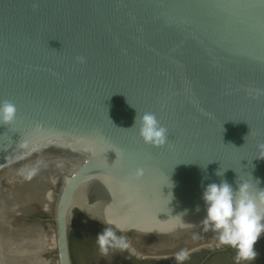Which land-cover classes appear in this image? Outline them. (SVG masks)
I'll return each mask as SVG.
<instances>
[{"label":"water","instance_id":"1","mask_svg":"<svg viewBox=\"0 0 264 264\" xmlns=\"http://www.w3.org/2000/svg\"><path fill=\"white\" fill-rule=\"evenodd\" d=\"M0 100V242L28 263L88 264L75 213L147 259L221 248L202 185L264 188V0H0Z\"/></svg>","mask_w":264,"mask_h":264},{"label":"clouds","instance_id":"2","mask_svg":"<svg viewBox=\"0 0 264 264\" xmlns=\"http://www.w3.org/2000/svg\"><path fill=\"white\" fill-rule=\"evenodd\" d=\"M78 60L83 62V58ZM15 118V104L0 100V124L11 123ZM134 125L143 143L154 147H162L167 143L168 131L154 113L145 111L139 116L136 113ZM225 170L219 168L214 172L221 178L218 183L212 181L202 185L201 199L205 214L201 220L218 235L222 244L236 250L239 261L250 264L257 256L254 245L264 235V188L258 187L259 178L253 179L255 184L242 180L233 187L223 179ZM207 179L204 176L202 181ZM195 210L199 212L200 207L197 206ZM101 223L111 225L112 221L105 219ZM96 244L102 255L107 254L110 248L127 247L126 240L117 236L113 227L108 226L97 233ZM175 259L178 264H182L187 259V253L178 252Z\"/></svg>","mask_w":264,"mask_h":264},{"label":"flooded vegetation","instance_id":"3","mask_svg":"<svg viewBox=\"0 0 264 264\" xmlns=\"http://www.w3.org/2000/svg\"><path fill=\"white\" fill-rule=\"evenodd\" d=\"M101 230L102 229L96 225H91L89 222H83L82 218L79 216L70 234V247L72 246V238L74 234H77L83 241L88 242L89 245L91 244L88 253V264H178L175 257L160 259L139 257L130 252L128 247L113 248V253L104 262L103 258L100 257V251L96 248L93 242H91L93 237H95ZM124 239L128 244V239ZM254 248L257 252V256L250 262V264H264V236L256 241ZM73 263L76 264L74 259ZM182 264H248V262L239 261L237 259L236 250L226 245L221 248L201 250L187 255V259L184 260Z\"/></svg>","mask_w":264,"mask_h":264},{"label":"trees","instance_id":"4","mask_svg":"<svg viewBox=\"0 0 264 264\" xmlns=\"http://www.w3.org/2000/svg\"><path fill=\"white\" fill-rule=\"evenodd\" d=\"M79 215L77 213H75L74 218H73V227L75 226L77 219H78ZM91 223V222H89ZM91 225H95L94 223H91Z\"/></svg>","mask_w":264,"mask_h":264}]
</instances>
